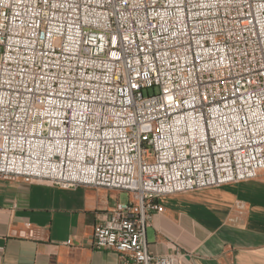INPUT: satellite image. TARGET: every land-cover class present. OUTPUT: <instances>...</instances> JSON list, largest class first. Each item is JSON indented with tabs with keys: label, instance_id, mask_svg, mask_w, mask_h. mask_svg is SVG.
I'll return each instance as SVG.
<instances>
[{
	"label": "built area",
	"instance_id": "1",
	"mask_svg": "<svg viewBox=\"0 0 264 264\" xmlns=\"http://www.w3.org/2000/svg\"><path fill=\"white\" fill-rule=\"evenodd\" d=\"M264 173V0H0V180L130 195L93 234L153 255L159 199Z\"/></svg>",
	"mask_w": 264,
	"mask_h": 264
},
{
	"label": "crops",
	"instance_id": "2",
	"mask_svg": "<svg viewBox=\"0 0 264 264\" xmlns=\"http://www.w3.org/2000/svg\"><path fill=\"white\" fill-rule=\"evenodd\" d=\"M125 194L0 180V264H122L118 253L91 243ZM159 203L164 211L145 231L153 255L179 254L184 264H264V173Z\"/></svg>",
	"mask_w": 264,
	"mask_h": 264
},
{
	"label": "rangeland",
	"instance_id": "3",
	"mask_svg": "<svg viewBox=\"0 0 264 264\" xmlns=\"http://www.w3.org/2000/svg\"><path fill=\"white\" fill-rule=\"evenodd\" d=\"M128 198H129L128 194H125L124 201L128 202Z\"/></svg>",
	"mask_w": 264,
	"mask_h": 264
}]
</instances>
